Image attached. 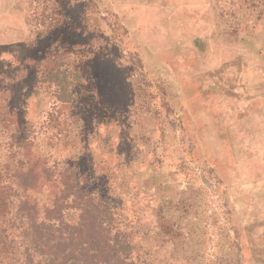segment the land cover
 Wrapping results in <instances>:
<instances>
[{
	"label": "rangeland",
	"instance_id": "374dc122",
	"mask_svg": "<svg viewBox=\"0 0 264 264\" xmlns=\"http://www.w3.org/2000/svg\"><path fill=\"white\" fill-rule=\"evenodd\" d=\"M46 216L111 264H264V0H0L2 264Z\"/></svg>",
	"mask_w": 264,
	"mask_h": 264
},
{
	"label": "trees",
	"instance_id": "16d2710c",
	"mask_svg": "<svg viewBox=\"0 0 264 264\" xmlns=\"http://www.w3.org/2000/svg\"><path fill=\"white\" fill-rule=\"evenodd\" d=\"M59 87V92L65 100L68 95L59 81L56 82ZM28 229L31 232L37 230L35 238V248L40 251V260L38 264H87L88 254L93 252L92 259H97V263L93 264H111L106 258H99L102 254H109L107 244H98L99 240L91 239L81 241L78 244L75 240L81 238L79 232L63 231V224H69L65 219L52 218L46 216L42 221L35 218H28ZM2 221V222H1ZM1 225L4 220H1ZM108 243V242H107ZM92 245V246H91ZM6 253V245L0 246V264L3 263ZM30 260L29 264H31Z\"/></svg>",
	"mask_w": 264,
	"mask_h": 264
}]
</instances>
